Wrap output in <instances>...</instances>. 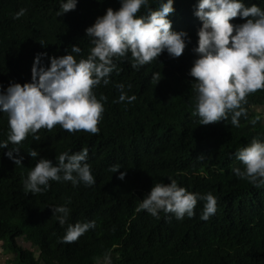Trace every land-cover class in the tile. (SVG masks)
Returning <instances> with one entry per match:
<instances>
[{
    "label": "trees",
    "instance_id": "1",
    "mask_svg": "<svg viewBox=\"0 0 264 264\" xmlns=\"http://www.w3.org/2000/svg\"><path fill=\"white\" fill-rule=\"evenodd\" d=\"M63 2L0 0V92L10 83L31 81L37 53L71 54L77 62L87 58L93 45L85 29L106 9L120 7V0H77L75 10L57 16ZM163 2L167 0H148L136 16L146 17L149 8L158 10ZM241 2L264 11V0ZM197 3L173 0L174 12L167 17L172 31L189 37L180 57L172 58L165 50L138 69L132 68L130 53L113 58L116 69L109 84L101 81L93 88L97 100L106 97L100 101L104 111L97 134L70 133L56 125L51 131L29 133L19 145L9 142L8 148H0V242L2 250L15 255L14 264H264V185L256 187L233 172L244 168L236 159L240 149L253 138L264 142V89L241 103L238 127L231 123L233 112L215 124H201L196 81L189 75L202 25L194 15ZM21 8L25 14L14 19ZM244 22L239 16L231 21ZM72 45L81 52L73 53ZM42 62L49 65L47 57ZM158 72L162 78L155 85L152 76ZM118 84L136 100L117 102ZM9 131L8 114L0 111V143L7 141ZM13 148L20 149L13 156L22 158L21 165L4 155ZM32 149L38 157L28 155ZM82 149L88 150L93 185L49 181L41 193H25L24 181L40 158L55 164L61 153ZM113 165L120 169L112 173ZM121 172L123 180L117 179ZM172 180L197 194L193 217L177 219L160 211L156 218L137 211L152 186ZM206 194L215 197L216 212L205 221L201 215L206 201L201 197ZM58 206L69 209L64 226L51 210ZM90 221L95 227L74 243L61 242L68 224ZM21 238L38 248V257L21 245Z\"/></svg>",
    "mask_w": 264,
    "mask_h": 264
},
{
    "label": "clouds",
    "instance_id": "2",
    "mask_svg": "<svg viewBox=\"0 0 264 264\" xmlns=\"http://www.w3.org/2000/svg\"><path fill=\"white\" fill-rule=\"evenodd\" d=\"M76 5L77 0H65L57 16L75 10ZM142 6L147 7L148 0H120L118 10L108 8L102 17H97L94 24L85 29L93 46L87 58L79 62L71 54L55 57L37 53L31 67V81L23 85L10 83L0 92V111L8 114L10 130L0 148H8L9 142L19 145L29 133L35 134L41 128L51 131L56 125L70 133L97 134L104 111L100 101L106 97L97 100L93 88L101 81L109 84V76L116 69L114 57L128 58L130 53L134 69L151 63L165 50L172 58L180 57L189 37L184 31H172L167 17L174 12L173 0L161 3L158 10L149 8L146 17H137ZM25 12L26 9L21 8L13 18L19 19ZM194 15L202 22L197 32V47L192 49L197 58L189 70L196 81V114L202 125H208L226 119L227 114L233 112L231 123L238 127V118L243 114L241 103L246 102L248 94L264 89V11L255 4L246 7L241 0H198ZM238 16L245 22L231 23ZM71 50L76 54L81 52L76 45H72ZM43 57L49 61L47 67L43 65ZM161 78L160 72L152 76L155 85ZM116 87L120 91L117 102L136 100L135 95H127L123 84ZM33 138L40 139L38 135ZM19 152V148H13L4 155L21 165L22 158L13 156V153L18 156ZM28 155L36 158L39 153L32 149ZM87 159V149L71 154L63 152L55 164L40 158L24 181L25 193H41L50 187L49 181L71 182L73 186L93 185L95 180ZM236 159L244 165L243 170L233 169L238 178L247 179L256 187L264 185V142L253 138L250 145L236 153ZM119 169V165H113L109 170L114 173ZM124 176L121 172L117 179L123 180ZM201 199L206 201L201 215L206 221L216 212V199L211 194ZM196 204L197 194L189 193L172 180L152 186L137 211L146 210L156 218L163 211L183 219L185 214L189 218L195 215ZM51 210L64 226L69 209L58 206ZM94 227V221L68 224L61 242L74 243Z\"/></svg>",
    "mask_w": 264,
    "mask_h": 264
},
{
    "label": "rangeland",
    "instance_id": "3",
    "mask_svg": "<svg viewBox=\"0 0 264 264\" xmlns=\"http://www.w3.org/2000/svg\"><path fill=\"white\" fill-rule=\"evenodd\" d=\"M25 230H26L25 232L27 233L28 230L27 229H25ZM20 243L23 247L31 249V251L35 257L39 256L38 248L33 247L32 243L27 242L26 238H21ZM6 257H7L6 260H8V262H9L8 264L14 263V259H15L14 254L6 252ZM97 264H107V263H104L103 261H99V262H97Z\"/></svg>",
    "mask_w": 264,
    "mask_h": 264
},
{
    "label": "crops",
    "instance_id": "4",
    "mask_svg": "<svg viewBox=\"0 0 264 264\" xmlns=\"http://www.w3.org/2000/svg\"><path fill=\"white\" fill-rule=\"evenodd\" d=\"M6 259H7L6 252L4 250H2L1 242H0V264H8L9 262ZM11 264H14V263H11Z\"/></svg>",
    "mask_w": 264,
    "mask_h": 264
}]
</instances>
